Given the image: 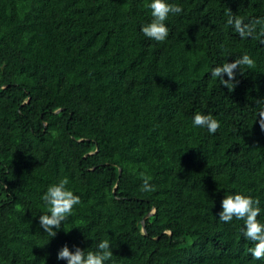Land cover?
Instances as JSON below:
<instances>
[{
  "label": "trees",
  "instance_id": "trees-1",
  "mask_svg": "<svg viewBox=\"0 0 264 264\" xmlns=\"http://www.w3.org/2000/svg\"><path fill=\"white\" fill-rule=\"evenodd\" d=\"M150 2L0 0V264H67L65 245L102 240L105 264H264L243 220H219L243 194L264 223V25L247 39L227 25L264 18V0H168L183 12L164 42L141 31ZM244 54L255 67L230 92L211 71ZM65 177L81 203L51 238L41 197Z\"/></svg>",
  "mask_w": 264,
  "mask_h": 264
},
{
  "label": "clouds",
  "instance_id": "clouds-1",
  "mask_svg": "<svg viewBox=\"0 0 264 264\" xmlns=\"http://www.w3.org/2000/svg\"><path fill=\"white\" fill-rule=\"evenodd\" d=\"M147 7L151 10L152 20L150 23L145 24L141 31L151 40L164 42L169 36L165 21L170 14L178 15L182 13L183 8L180 5L169 3L168 0H151ZM227 25L231 26L243 39L254 38L257 25H264V18H257L250 23H245L243 18L230 12ZM261 35H264V32H261ZM244 67H255V61L248 54L236 58L232 63L225 62L214 67L211 76L219 78L220 84L227 87L231 92L238 83L236 80L237 70L243 74ZM225 74L228 79H224ZM256 103L259 106L257 122L261 130H264V99L257 100ZM193 126L206 128L209 133L215 134L220 124L212 115L197 112L193 117ZM141 175L143 177L141 190L144 192L153 191L154 188L150 184L151 177ZM68 184L69 180L65 177L58 183L50 185L41 197L47 206V213L39 217V226L51 238L57 235V230L61 228L62 222H66L73 214L74 207L81 203L80 196L75 195L67 187ZM261 211L258 199L243 194H228L222 200V211L219 213V220L222 222H231L233 218L244 221L242 232L247 240L253 242V247L249 248L248 251L255 260H264V223L258 220ZM112 255L110 242L102 240L96 245L95 251H86L77 247L75 252H72L65 245L58 252L57 259L66 260L67 264H105V261L110 260Z\"/></svg>",
  "mask_w": 264,
  "mask_h": 264
},
{
  "label": "water",
  "instance_id": "water-1",
  "mask_svg": "<svg viewBox=\"0 0 264 264\" xmlns=\"http://www.w3.org/2000/svg\"><path fill=\"white\" fill-rule=\"evenodd\" d=\"M120 174H121V170L119 169V175H120ZM154 212H155V211H154ZM154 212H153V213H154ZM153 213H151V214H148L146 217H148L149 215H152ZM142 226L144 227V223H143V225H142ZM143 233H144V234H146V231H145V230H143Z\"/></svg>",
  "mask_w": 264,
  "mask_h": 264
}]
</instances>
